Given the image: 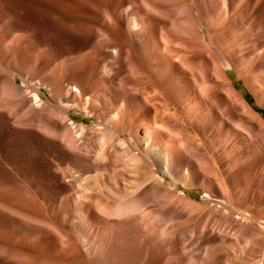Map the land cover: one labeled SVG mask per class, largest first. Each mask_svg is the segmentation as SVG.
<instances>
[{"label": "rangeland", "instance_id": "rangeland-1", "mask_svg": "<svg viewBox=\"0 0 264 264\" xmlns=\"http://www.w3.org/2000/svg\"><path fill=\"white\" fill-rule=\"evenodd\" d=\"M154 1L155 3L153 0H0V79L3 77L1 75L10 73L21 88L31 90L33 87L32 90L40 95L42 104L50 105L49 107L54 110L67 107L74 122L97 128L100 122L83 111L79 101H75L76 105L68 103L71 101L66 100L70 97H65L64 93L68 89L71 91L73 82H77V85L81 83L80 87L84 86L83 91L90 93L103 72L102 65L118 57L121 51L130 49L129 54L132 59L138 60L139 69L143 65L144 67L140 69V75L127 74L120 80L117 79L115 83L127 87L155 86L158 89L162 86L159 89L160 93H166L161 96L166 98L176 110L171 108L175 117L186 122V126L194 130L198 136L196 142L199 144L196 145H199L201 151L199 153L203 156L205 165L200 164L202 167L197 165V171L202 170L198 172L200 174L198 182L195 181L194 186H184L179 182L173 189L177 194L195 202L197 209H193L195 210L193 214V210L188 212L155 206L153 207L155 216H152L151 221L153 223L147 228L144 227L145 223L142 225V220L130 227L83 221L77 217L74 210L75 197L84 190L95 193L97 197L104 196L102 194L103 191L106 192V188L103 187L111 189L110 193L116 192L115 195H122L124 191L121 178L117 179L119 184L117 190L109 172L98 170L99 172L86 174L79 171L80 174L78 173L79 176L76 177H79L77 185L74 190L67 192L71 178L63 177V173L74 175L77 171L70 161L74 153L55 135L43 129V122L53 120V115L49 111L51 109L46 111L36 108L37 111L34 110L33 113L23 112L13 107L14 99L17 97H3L0 92V264H147L148 262V264H264L262 131L257 120L249 117L243 104L239 100L229 99V96L221 90L223 83L221 79L213 76L215 66L209 52L204 54L202 51H193V53L191 49L202 46L198 45L200 43L198 41H201L216 54L212 56L216 58L220 56V63L226 64V68L223 69L226 71V76L228 75L230 86L246 99L249 108L253 109L250 110L264 120V0ZM154 4L158 5L155 9ZM172 4L176 6L185 4L186 11L190 10L189 13L193 15L197 25L192 33L187 30L178 32L172 28L171 17L167 14L170 9L172 10ZM137 11H141L142 16H134ZM164 11L165 13H161ZM186 14L179 17L185 20L189 16ZM148 24L151 25L147 26ZM143 27H148L149 30ZM18 28L23 31H18ZM142 30H146V33L150 30L152 32L147 33V37L145 32L141 33ZM140 33L146 37L140 36ZM36 38L38 40L33 42ZM28 42L30 45L24 47ZM153 42L165 48L160 50L161 53L159 52L160 55L163 51L165 54L160 56L158 53V57L163 56L166 61L163 66L165 70L160 68L164 73L158 72L159 68L156 69L157 71L154 70L157 68V66L154 68L155 60L142 54L146 53V47L148 50L147 45H154ZM31 45L33 47L30 48ZM103 49L105 50L102 51ZM167 49L175 55L195 54L190 56L197 57L195 72L200 69L207 70L212 75L209 87L213 84L210 88L219 90L215 103L211 104L212 107L204 108L199 112L194 101L188 103L187 109L179 105L166 83V79L171 75L169 58H166L169 57L166 56L169 53ZM20 51L26 53L30 59L26 66L21 65ZM68 51L73 55L66 56L69 54ZM49 64L48 71L40 73L42 68ZM93 64H96V68ZM29 66L31 68H28ZM73 66L79 67L80 76L73 77V74L68 72ZM188 71L191 72L190 69ZM144 73L147 75L145 76ZM154 78L160 81L158 79L154 81ZM251 80L256 82L255 86L251 85ZM161 81L167 88L160 83ZM179 86L182 87V84ZM207 87L205 89L208 92L210 88ZM96 104L94 108L98 109L100 103L97 100ZM228 104L229 110L225 111ZM126 106L125 110H132L131 103ZM29 114L31 119L28 117ZM169 119L170 114L166 113L162 118L156 117L154 120L161 123L162 120L166 122ZM248 125H254L256 134L246 129ZM124 137L128 138L127 135ZM227 137L230 156L225 153L226 148L223 149L226 147ZM238 171L240 173L236 174ZM93 181H98L103 190L94 192ZM168 185L173 188V184L168 183ZM210 195H213V198L218 197V200L212 199ZM107 197H104L105 200L111 199ZM110 221L117 222V219ZM245 227L248 229H244ZM144 232L149 233L152 240L148 254H145L147 250L142 240Z\"/></svg>", "mask_w": 264, "mask_h": 264}, {"label": "bare ground", "instance_id": "bare-ground-1", "mask_svg": "<svg viewBox=\"0 0 264 264\" xmlns=\"http://www.w3.org/2000/svg\"><path fill=\"white\" fill-rule=\"evenodd\" d=\"M237 1H239V0H237ZM153 2L155 3L154 0H153ZM163 2H164V0H163ZM163 2H161V3H163ZM156 4H157V2H156ZM218 4H219V2H218ZM149 5H148V7H149ZM172 6H173L172 10L170 9L168 12L166 11L167 14L171 17L170 19H171L172 28L176 29L178 32H182V31L187 30V31L192 33L194 31L193 29L195 28V26L197 27V25H195L196 23L194 22L193 15L192 14L190 15V13H189L190 10H189V12L186 11L185 4L180 5V6L178 4H177V6L172 4ZM148 7H147V9H149ZM155 7L157 8L158 5L155 6V4H154V9H155ZM175 9H176V11H175ZM157 10H159V8ZM148 12H150V11L148 10ZM161 13H165V11L161 12ZM184 13L185 14L187 13L189 15L188 16L186 14L188 17L185 18V20H183L184 18L183 19L180 18L181 17L180 15H182ZM243 13L245 14L246 12H243ZM244 14H243V16H244ZM140 15H141V11H137L134 16L138 17ZM245 15H247V14H245ZM106 17L108 18V16H106ZM110 17H112V16H110ZM238 19H240V17ZM241 20L242 19H240V21ZM165 23H168V22H165ZM157 24H159V23H157ZM150 25L151 24H148L147 26H150ZM168 25H166V26L168 27ZM160 26H162V25H160ZM147 28L143 27V29H147ZM16 29H17V26H16L15 30ZM84 29H86V28H84ZM147 30H149V29H147ZM18 31H23V30H20L18 28ZM142 31L143 32H141V33H144V32L146 33V30L145 31L142 30ZM149 32L147 31V33H149ZM91 33H93V32H91ZM141 33H140V36H143L144 34L141 35ZM194 33H196V32H194ZM138 34H135V35L139 36ZM152 35H153V33H152ZM152 35H151V39L153 38ZM198 36H200V35H198ZM147 37H148V34H147ZM36 40H38V39L37 38L34 39L33 42H35ZM149 40H150V38H149ZM155 42H157V41H155ZM198 42H200L198 45H202V46H199L200 48L198 46H196L197 48H195V47L191 48V49H193L192 52L193 51H195V52L202 51L204 54L209 52L211 57L209 55H208V57H210L212 59V63L215 66L213 76L218 78V79H221V81H222L221 83H223L222 87H220L221 90L223 92H225L227 94V96H229V99L239 100L243 104V107L246 110V112L248 113L249 117L251 116L252 118H255L257 120L259 129H261V131H262V140H264V120L260 116L258 118L256 116L255 112L251 111L253 109L249 108V104L246 101V99H243L236 92V90H234L230 86V84H229L230 82L228 81V78H227L228 75L226 76V71L223 69L224 67L226 68V64L220 63V60H221V59L219 60L220 56H219V58L217 56L218 59L216 58V56H212V54H214V53H212L213 51L211 49H208V47L206 45L204 46V44H202L201 41H198ZM149 44H150V42H149ZM29 45H30V43L28 42V44H26L24 47H27ZM152 45H147L148 50H147V47L144 46V48L146 47V50H145L146 53L144 51H142V52H144L142 54H146L148 56V58L150 57L151 59L155 60V63H153V64H154V68L156 66H157V68H155L154 70L159 68L158 72L161 73V71L164 69L163 66L165 65L166 61H164L163 56L161 58H159L158 53L162 49L165 50V48H161L160 44H159L160 46L155 45V43L153 46ZM192 45H193V43H192ZM31 47H33V46L31 45L30 48ZM34 47H35V45H34ZM93 47H95V46H93ZM99 48H101V47H99ZM121 49H120V51H121ZM31 50H30V52H31ZM35 50H36V48H35ZM104 50L105 49H103L102 51H104ZM129 50L130 49H128L127 51L126 50L121 51L119 56L115 57L113 59L110 57L112 60L108 61L107 63H104V64H103V62L100 63L101 65L103 64L102 65L103 72L101 75H99L100 77H99L97 83L95 84V87H93V89H91L90 93L87 94L83 91L84 86L83 87L81 86L82 87L81 88L80 82H78V84L80 83L79 85H77V82L76 83L73 82L71 84V91L68 89L66 91V93H64V94H66L65 97H70L69 100L67 99L66 101L72 102V103L71 102H68V103H70L71 105H76L77 102L75 103V101H79L82 110L85 111L90 116L95 117L98 120V123L100 122L98 125L99 127H97V128L87 127L86 125L77 124L76 122H74L73 119L71 118L70 114H69V111L66 109L67 107L63 108L62 110L61 109L54 110L52 107H49L50 105L42 104L41 103L42 100L39 97L40 95H38L35 91L32 90V89H34L33 87L31 90H29L30 88H25V89L21 88L20 86L17 85V83H15L16 81L13 80L10 73L9 74L6 73L5 75H1V77L2 76L3 77L0 79V92H1V96H3V97H8V96L9 97L10 96L17 97L18 99L15 98V99H17L16 101L14 99L13 107L18 108L20 111H23V112L33 113L34 110L37 111L36 108H38V109L41 108V109L46 110V111H47V109H51L49 111L53 115V120H49V121L47 120L46 122H43V129L46 130L47 132L55 135L58 139L61 140V142L64 144V146H66L70 151H72L74 153L73 155H71L72 157H70L71 158L70 161H72V164L76 167L77 171L74 173V175L71 174L70 172L69 173L71 175L66 174V172L63 173V177L71 178V180L68 178V180H70V183H68L69 185L67 188V192L74 190L75 186L77 185L79 177L78 178H76V177L79 176V174H80L79 171L81 173L84 172L86 174H91V173L96 172L98 170H103L105 172L107 171V173L109 172L111 174L112 179L114 180L113 185H115V187H117V188L119 185L117 179H118V177L121 178V180H122L121 184L123 186L122 190L124 191V194H122V195H118V194L115 195L116 192L114 194H113V192L110 193L111 189H107V187H103V188H106V192L103 191V194L100 193L104 196L97 197L96 195H94L95 193L93 194V193L86 191V190L82 191L79 195L76 194L77 196L75 197V200H74V210L77 213V217H79L83 221L84 220L89 221L88 223H90V221H92V222L95 221L96 223H105V224L110 223L113 226L122 225L124 227L125 226L126 227L134 226L136 224V222H138V221L141 222V220H142L143 221L142 225H144V223H145L144 227L147 228V227H150L151 226L150 224L153 223L151 221H152V216H155L154 215L155 209L153 208L155 206H157V207L162 206V208L171 207L173 209L183 210V211L185 210L188 212H190L195 207H197V204L195 202L183 197L182 195L177 194L173 189L179 182L184 184V186H194L195 181L198 182V175H200V174H198L199 171H197L198 170L197 165H200V164L204 165V163H203L204 158L200 154L201 151L199 150V147H198L199 145L198 146L196 145V143H198V142H196L198 136L196 135L194 130H192L186 126L187 125L186 122L184 123V121L178 120L175 117V115L172 112L175 109L173 107H171L172 106L171 103H169L166 98H162V96H161V94L164 93V92L160 93L159 89L162 88L161 85H160L161 87L158 89L155 86L153 88H151L149 86L144 87V86H140V85H139L140 87H138V85L136 87H133V86L127 87V86L120 85L121 83L120 84L115 83L117 79L120 80L121 77L123 78V76H125L127 74H135V75L139 74L140 69L142 70V68L144 67V65L141 64V65H143V67H140V69H139L140 65L138 66V64H137L138 60L132 59L131 55L129 54V52H130ZM167 50H166V52H167ZM33 51H32V53H33ZM81 51H82V49H81ZM20 52L21 53H19L20 54L19 60H21V62H22L21 65L22 66L28 65V63L30 62V59L27 57L26 53H24L23 51H20ZM117 52H119V51H117ZM78 53L79 52H77V54ZM160 53H159V55H160ZM152 54H154V55H152ZM163 54H165L164 51H163ZM163 54H161V55H163ZM172 54H174V52H172ZM172 54L169 51V53H167V55H166V56H169L166 58H169L168 61L170 63V69H171V75H170V77H168V79H166V83L168 84L172 93L174 94L173 97L174 96L176 97L179 105L186 107L188 105V103L190 104L191 101H194L197 105L199 112L200 111L202 112V110L204 108L212 107L211 104L215 103V101L217 99V93H218L217 91H219V90H216L214 88V86H213V88H214L213 90L210 88L213 84L209 87V84L211 83V78H213V77H211L212 75L209 74L207 72V70H201L200 69V70H198V72H195V68L197 67V64H198L197 60H196L197 57L196 58L190 57V56H194L195 54L194 55L192 54L190 56L188 54H187L188 56L184 55V54L183 55H181V54L172 55ZM70 55H73V54L69 52V54L66 56H70ZM214 55H216V54H214ZM132 56H133V54H132ZM199 56H201V55H199ZM133 57L136 58L135 55ZM30 58L32 59V57H30ZM68 58H70V57H68ZM50 63H52V62H50ZM81 63H83V62H81ZM72 64H73V62H72ZM78 64H80V63H78ZM68 65H70V64H68ZM208 65H210V64H208ZM214 66H212V67H214ZM49 67H50V64L45 65L41 70L42 72H40V71L39 72L40 73H46L48 71ZM93 67L96 68V64L95 65L93 64ZM28 68H31V67L29 66ZM67 68H69V67H67ZM78 68L79 67H77V66H73L72 68H70L68 70V72H71V74H73V77H78V76H80L79 75L80 72H79ZM151 68H152V66H151ZM160 68H162V70H160ZM188 69H190L191 72L188 71ZM260 70H261V68H260ZM81 71H82V69H81ZM92 71H93V68H92ZM92 71L89 70L90 73H92ZM99 71H100V68H99ZM90 73H88V74L90 75ZM95 73H96V69H95ZM162 73H164V72L162 71ZM144 74H143V76H144ZM146 75L147 74H145V76ZM50 77H48V78L51 79L52 77L51 78ZM85 79L87 80V78H85ZM148 79L152 81V79H150V78H148ZM157 79H155L154 81H156ZM74 81H76V80H74ZM257 81H259V80H257ZM154 83H156V82H154ZM160 83L165 86V84H163L162 81ZM250 83L253 86H255V84H256V82L253 80H251ZM180 84H182V87L179 86ZM207 85L210 88V91L208 89V92L205 89L207 87ZM158 86H159V84H158ZM89 87L90 86H88V88ZM165 88H167V87L165 86ZM165 88H163V90ZM165 93H164V95H165ZM171 99H173V98H171ZM96 100L98 101V103H100L98 109L94 108V105L96 104ZM66 101H64V102H66ZM130 103L133 106L132 110L131 111H129L127 109L125 110L124 108H126L128 106V105L126 106V104H130ZM229 104H230V102H229ZM229 104L227 105L228 107H226L225 111L229 110ZM64 105H65V103H64ZM176 105H177V103H176ZM176 105H174V106H176ZM232 106H233V104H232ZM10 107H12V106L10 105ZM185 107H183V108H185ZM171 108H173L174 110H172ZM189 108H191V107H189ZM64 109H65V111H64ZM186 109H187V107H186ZM191 109L193 110V108H191ZM35 113H38V112H35ZM35 113H34V115H35ZM166 113L170 114L169 121L166 120V122H165L163 120L162 121L160 120L161 123L160 122L158 123L154 120L156 117H158V119L162 118ZM226 113H228V112H226ZM196 114H198V113L196 112ZM234 114H235V112H234ZM234 114H232V115H234ZM37 115H41V114H37ZM32 116H33V114H32ZM205 116H207V115H205ZM239 116H241V115H239ZM28 117L29 118L31 117L30 114L28 115ZM34 117H37V116H34ZM218 117H220V116H218ZM213 118H215V116ZM249 119L250 118H248V120ZM28 121H29V119H28ZM250 121H251V119H250ZM215 123H216V121H214V124ZM246 129L249 132L256 134V130H255L254 125H248L246 127ZM227 133H228V130H227ZM230 134H231V132H230ZM230 134H228V135L230 136ZM125 135H127L128 138H125L124 137ZM239 135H241V134L239 133ZM244 138H245V136H244ZM241 139H243V138H241ZM228 140L229 139L227 137L225 139L226 147H223V149L226 148L225 153L228 156H230L231 150H229V141ZM200 143H202V142H200ZM201 145H203V144H201ZM250 150H251V148H250ZM199 151H200V153H199ZM205 151H207V150H205ZM205 154H206V152H205ZM258 155H260V153ZM228 156H226V157H228ZM205 157H206V155H205ZM258 160H260V159H258ZM250 164H253V163H250ZM253 166H254V164H253ZM206 168H207V166L205 167V169ZM204 171H206V170H204ZM206 172H208V171H206ZM240 172H244V171L240 170ZM240 172L238 171L236 174H238ZM236 174H235V178L237 176ZM86 176H89V175H86ZM239 176H241V174ZM81 177H82V174H81ZM98 179H99V177H98ZM201 179H202V177H201ZM237 179L238 178H236V180ZM90 181H92V180H90ZM262 181L263 180H261V182ZM93 182L94 183H93L92 187H93V190H95L94 192L103 190V189H101L102 186L100 185V183L98 181H93ZM220 182H221V180H220ZM168 183L173 184L172 185L173 188L170 187L168 185ZM235 183H236V181H235ZM262 183H264V182H262ZM218 184H219V182H218ZM117 190H119V188ZM73 192H75V191H73ZM217 193H219V192H217ZM107 196L111 199L110 200L106 199L107 200L106 201L105 198ZM215 196H218V195H215ZM210 197L214 200L217 198V200H218L219 196L216 198H213L214 196L210 195ZM196 209L197 208H195V210ZM195 210H193V214H194ZM229 213H231V212H229ZM188 214H186V215L188 216ZM232 214H233V211H232ZM158 215L160 216L159 213H158ZM172 216H174V215H172ZM236 218H238V217L236 216ZM111 219H117V222L116 221L111 222L110 221ZM239 219H238V221H240ZM210 222L211 221H209V223ZM88 223H86V224H88ZM209 223H207V224H209ZM226 223H227V221H226ZM244 224L246 225L245 222H244ZM245 225H243V227ZM141 227H143V226H141ZM194 227L192 229H194ZM195 228H197V226ZM149 229H151V228H149ZM244 229L247 230L248 228L245 227ZM222 230L223 229H221V231ZM192 231H194V230H192ZM218 231H220V230H218ZM190 233H188V234H190ZM241 233H245V232H241ZM144 234H145V232H144ZM148 234L146 233L144 235V238H142V240H144V242H143L145 245L144 248L147 250V253H145V254H148V249L152 247V240L150 238V235H148ZM256 234H254V235H256ZM181 235H183V234H181ZM60 239H62V238H60ZM140 252H141V250H140ZM149 253H150V251H149ZM149 256H150V254H149ZM151 260H152V258H151Z\"/></svg>", "mask_w": 264, "mask_h": 264}]
</instances>
